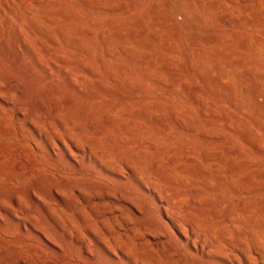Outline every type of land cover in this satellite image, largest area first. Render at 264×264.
<instances>
[{
    "label": "bare ground",
    "instance_id": "bare-ground-1",
    "mask_svg": "<svg viewBox=\"0 0 264 264\" xmlns=\"http://www.w3.org/2000/svg\"><path fill=\"white\" fill-rule=\"evenodd\" d=\"M72 1L84 9L127 10L117 0H0V17L15 20L17 34L27 25L30 34L44 33L50 42L36 41L40 50L25 44L26 52L0 50V264H95L97 254L106 264H264L262 144L238 114L200 101L184 82L166 84L159 78L160 55L133 50V43L163 45L158 36L139 42L136 32L127 33L121 50L103 37L100 50H54L56 34L66 39L75 30L95 36L71 27ZM147 1L128 2L139 8ZM182 1L168 0L166 15L154 6L139 33L168 27L177 16L187 31L202 32L212 11L233 4ZM256 1L262 10L264 0ZM256 9L244 6L242 20L253 19ZM221 21L231 31L244 30L247 44L264 55L259 39L264 26L241 28L238 18ZM174 32L183 36L179 29ZM194 37L186 50L191 63L201 54L202 42ZM219 41L203 38L202 44ZM71 42L74 48L83 45L79 39ZM241 49L249 52L247 45ZM215 57L208 85L222 87L231 105L264 131V88L254 70L242 75L235 63ZM123 59L137 61L141 79L121 64ZM153 88L183 92L211 131L195 115L179 118L174 109L168 117L175 129L161 121V104L140 100ZM104 99L116 102L100 110ZM140 121L171 140L185 137L202 145L167 155L160 139L141 132ZM233 138L240 144L235 146ZM149 152L161 153L168 168L157 161L145 168ZM152 208L154 219L148 218Z\"/></svg>",
    "mask_w": 264,
    "mask_h": 264
},
{
    "label": "rangeland",
    "instance_id": "rangeland-1",
    "mask_svg": "<svg viewBox=\"0 0 264 264\" xmlns=\"http://www.w3.org/2000/svg\"><path fill=\"white\" fill-rule=\"evenodd\" d=\"M128 1L129 0H117V2H119L120 4H124L127 8L125 12L121 13L110 9L105 11H100L94 8L84 9L79 5V3L72 1L70 3L69 9L71 13V27L78 25L85 31H93L95 36L94 38H86L79 36L75 30H71L70 35L66 38L68 39L67 41L59 34H56L54 35V38L57 43V47L54 48V50H100L103 48V44L101 42L102 37L104 39L112 38L114 41L113 50H121L123 47V42L120 39H122L127 33L129 34L136 32L135 37L139 42H145V39H148L149 37L158 36L159 38H161L163 45H157L151 48H139L133 43V50L140 53L142 52V54L145 55H149L152 53L160 55L159 59L161 60H157L158 68L155 73L157 76L160 75L159 78L164 80L166 84H170L176 79L177 81L184 82V84L192 88L194 87L197 97L200 101L202 100V102L204 101L214 104L216 107L221 105L226 108L228 112L238 114L243 120L246 130L252 133L251 136L253 137V139H256L255 141H257L258 143H261L264 148L263 128L255 124V122L251 119L250 114L238 112L236 106L231 105V100L229 96L224 93L222 87H211L208 85L214 78L211 58L216 56L215 58L217 61H229L231 63H235L236 70L239 74L243 75L245 74V71H248V69H253V72L257 76H259L258 80V77L255 76L256 82L262 85L264 88V81L262 80L264 78V55L262 53L256 52L254 47L250 45V43L247 44L248 42L245 38V34H243L245 33L244 30L240 31L238 29H235L231 31L228 27L223 25L221 21L224 18H238L242 23L241 28H249L252 24L257 26H264V7H261L262 10H259L260 8L256 9V0H233V4L225 3V5H223L221 9H219L217 12L212 11V14L205 18V22L203 23L204 29L202 32H194L192 30L187 31L183 26V22L180 16H177L175 18L176 23L174 22L172 25H169L168 27L166 26L163 29H150L147 33L148 35H143L139 33L140 31L138 30L141 23L147 20V17L151 13L154 6H156L159 14L166 15L169 12V6L167 4L168 0H148L143 6L139 8H133L132 6H130ZM198 2H200V0H183L182 4L188 5ZM244 6H251L256 9L255 12L258 13H255V18H250L251 20L255 19L254 21L249 22L251 20H242V8ZM220 18L221 20L219 21ZM92 24H98L100 26L97 28H93ZM16 25L17 23L15 20L13 22H8L5 20V18L3 19L2 17H0V50H9L10 48H13L14 50L26 52L23 44H25V46H30L32 50H40V47L36 43V41L38 40H42L45 46H50V42L47 37H45L44 33L40 32L34 35L30 34V32L27 30V25H25L21 28L20 34H17ZM175 26L176 28H174ZM175 29H179L183 36L180 35V38L177 37L174 32ZM187 37L189 38L187 39ZM193 37L194 39L202 43L203 38L204 40L207 38L208 40H214L217 38L220 41L215 45L209 47L203 45L202 43H199L202 48H200L201 54L199 55L198 59L196 58L197 60L195 59L191 63L189 61V56L188 53H186V50H189L188 41ZM69 39H79L81 40L83 45L81 46V48H74L71 40ZM259 39L260 41H262V43H264V35L261 34ZM242 44L248 46L249 52L247 54L241 51ZM149 50L153 51L150 52ZM208 61L211 63H209ZM207 62L208 64H206ZM121 64L132 70L136 80L141 79L136 60L129 61L123 59L121 60ZM9 72L13 74V71L10 69ZM182 96L183 92L171 93L168 90L153 88L150 93H143L140 97V100H148L149 105H152L156 102L160 103L164 113L162 115L158 114L157 117H159L164 123L171 125L172 129H175V125H172L173 122L168 117V113L171 109H174L176 110L179 118H185L186 113L195 115L199 119L200 123H202L203 129L211 131V128L208 125H204V121L201 119L200 114H198L199 112L197 111V109L192 106L184 96ZM115 102L116 99L101 100L99 103V109L101 110L105 107L111 106ZM217 110H219V108ZM140 123L143 125V128H145L144 130H141V132H145L151 137L160 139L162 141L163 145L167 147V155L171 154L178 147L181 148L180 153L183 154L184 148L190 146L191 144L196 146L202 145L200 142H187L185 140V137L182 139L179 138L177 140H171L169 137L163 136L160 131H158L153 125L146 123V121H140ZM218 131L222 132L221 130ZM233 142H236L235 146L240 144L237 138H233ZM248 157L251 159H256V157L252 154H249ZM259 159L264 163V154L260 156ZM155 161L159 163L161 168H168L169 166L168 161L164 158V156H162L161 153L154 154L149 152V156L147 160H145V168H150ZM194 185L196 184L187 183V186L190 187H194ZM224 197H229V193H224ZM139 201L140 204L144 203L143 200ZM156 214V211L152 208L148 214V218L155 217ZM136 218L139 220V222L143 221V219L138 218L137 216ZM95 264L106 263H104L101 256L97 254Z\"/></svg>",
    "mask_w": 264,
    "mask_h": 264
}]
</instances>
